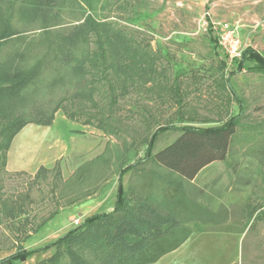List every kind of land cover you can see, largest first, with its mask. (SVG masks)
Wrapping results in <instances>:
<instances>
[{
	"label": "rangeland",
	"instance_id": "374dc122",
	"mask_svg": "<svg viewBox=\"0 0 264 264\" xmlns=\"http://www.w3.org/2000/svg\"><path fill=\"white\" fill-rule=\"evenodd\" d=\"M131 2L126 12L115 10L111 13L115 16L107 20L117 22L135 35L140 44H150L152 51L159 55L160 66H164L166 80L157 84H161L160 88L154 87L156 92L132 87L130 93L119 100L114 108L118 134L110 135L102 127H96V121L89 116L93 112L91 108L83 112L67 105L75 119L68 118L59 108L50 125L29 123L14 137L7 152L5 173L0 174V199L14 211L12 219L3 217L0 222V258L14 252L16 246H41L85 217L111 210L117 178L115 150L130 147L126 157L127 163H132L143 159L144 141L158 125L213 126L226 120L228 115L238 113L237 103L228 102L225 92L217 85V80L222 75L227 77L233 68L228 63L221 68L223 27L227 24L242 49L250 46L264 56V0ZM42 6L37 10L38 15L52 17V31L68 33L82 21L81 13L77 9L71 11L69 4L60 11L54 6ZM20 12L13 9L14 26L27 31L39 25L24 24ZM208 22L214 27L221 46L219 54L211 49ZM59 73L64 71L41 75L42 82L34 99L27 104V110L39 109L45 116L57 103L66 104L62 97L76 90L78 85L66 73L62 81L50 84ZM229 83L245 102L242 124L258 127L264 133V75L242 69L229 78ZM41 112L34 117H41ZM177 134L172 130L160 134L154 151L171 142ZM240 134L238 128L235 141L239 142L234 159L209 164L192 181L195 188L202 189L203 194L197 199L212 209L225 206L228 220L220 225L191 222L192 235L179 248L152 264H264V144L253 145L262 137L245 140ZM105 145L110 148L111 162L103 171L101 188L84 200L72 205L58 200L51 194L54 175L33 179L39 166L51 169L54 164H58L62 176L67 178L81 163L100 154ZM161 178L169 179L170 175L155 164L145 162L132 174L127 172L122 184L124 188L132 184L142 192L158 193L163 185ZM44 219L46 222L36 229ZM51 254L52 251L34 254L16 264H35Z\"/></svg>",
	"mask_w": 264,
	"mask_h": 264
},
{
	"label": "trees",
	"instance_id": "16d2710c",
	"mask_svg": "<svg viewBox=\"0 0 264 264\" xmlns=\"http://www.w3.org/2000/svg\"><path fill=\"white\" fill-rule=\"evenodd\" d=\"M131 3V0H0V174L5 173L7 152L14 137L27 124L50 125L59 108L68 118L75 119L68 105L83 112L91 108L93 112L89 116L96 121V127H102L110 135L118 134L114 108L119 100L127 96L132 87L149 92H156L154 87L160 88L161 84H157L166 80V75L159 55L148 42L140 44L135 35L117 22L107 20L115 16L111 15L115 10L126 12ZM42 4L54 6L57 11L69 4L71 11L77 9L81 13L82 21L68 33L52 31V17L38 15ZM13 9L21 10L24 24L39 25L27 31L17 28L12 23ZM207 34L211 49L219 54L221 46L210 22ZM220 60L221 68L227 67V63L233 65L227 77L222 75L217 80V85L225 92L228 102L237 103V114L228 115L226 120L213 126L158 125L144 141L143 159L132 163H127L126 157L130 147L115 150L117 178L111 210L85 217L41 246H16L14 252L0 258V264L24 262L34 254L48 251L52 254L35 264H152L179 248L192 235L190 222H223L226 217L221 210L213 211L197 199L203 194L202 189L195 188L192 181L209 164L234 159L239 142L235 141L238 128L241 139L262 137L253 145L260 142L263 146V131L242 124L245 102L230 85L229 78L242 69L264 75V56L248 46L239 58L230 62L223 52ZM58 70L64 73H59L51 82L47 80L46 84L62 81L66 73L78 85L76 90L62 97L66 104L57 103L45 116L39 109L27 110V104L34 99L42 82L41 75ZM170 89L174 91L173 87ZM40 112L42 116L35 118ZM167 130L178 134L154 151L160 134ZM109 153L110 148L105 145L100 154L81 163L67 178L62 176L58 164L51 169L39 166L33 179L54 175L51 194L66 205L75 204L101 188L103 171L111 162ZM145 162L155 164L170 175L169 179L161 178L163 185L158 193L142 192L132 184L123 187L122 177L127 172L132 174ZM169 190L173 193L168 194ZM3 217L12 219L14 211L0 199V222ZM45 222L46 219L35 228Z\"/></svg>",
	"mask_w": 264,
	"mask_h": 264
},
{
	"label": "built area",
	"instance_id": "2783aa9c",
	"mask_svg": "<svg viewBox=\"0 0 264 264\" xmlns=\"http://www.w3.org/2000/svg\"><path fill=\"white\" fill-rule=\"evenodd\" d=\"M223 30H225V32L221 36L220 44L231 62L233 59L240 57V53L243 49L240 47L239 40L231 35L230 29H227V24L224 25Z\"/></svg>",
	"mask_w": 264,
	"mask_h": 264
},
{
	"label": "crops",
	"instance_id": "0c3cea01",
	"mask_svg": "<svg viewBox=\"0 0 264 264\" xmlns=\"http://www.w3.org/2000/svg\"><path fill=\"white\" fill-rule=\"evenodd\" d=\"M210 43V42H209ZM18 145V144H17ZM25 144L24 143H22V146H24ZM10 150V149H9ZM9 150H8V152H9ZM221 210L222 211V213H223V216L224 217H226V219L223 221V222H218V223H212V222H209V223H205V224H212V225H220V224H223V223H225L227 220H228V213H227V211H226V207L224 206L223 207V205H220L217 209H213V211H216V210ZM191 223V222H190ZM189 223V224H190ZM199 223V222H198ZM199 224H201V223H199ZM205 224H203V225H205Z\"/></svg>",
	"mask_w": 264,
	"mask_h": 264
},
{
	"label": "bare ground",
	"instance_id": "6f19581e",
	"mask_svg": "<svg viewBox=\"0 0 264 264\" xmlns=\"http://www.w3.org/2000/svg\"><path fill=\"white\" fill-rule=\"evenodd\" d=\"M35 136V135H34Z\"/></svg>",
	"mask_w": 264,
	"mask_h": 264
}]
</instances>
